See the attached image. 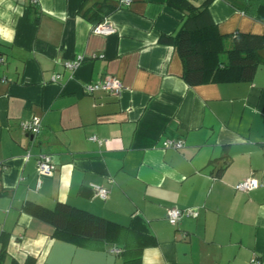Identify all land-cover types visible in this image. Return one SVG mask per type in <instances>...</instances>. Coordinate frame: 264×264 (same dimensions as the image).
Here are the masks:
<instances>
[{
	"label": "crops",
	"instance_id": "1",
	"mask_svg": "<svg viewBox=\"0 0 264 264\" xmlns=\"http://www.w3.org/2000/svg\"><path fill=\"white\" fill-rule=\"evenodd\" d=\"M121 1L0 0L3 264L27 256L34 264H123L110 249L124 236L56 233L21 209L27 200L65 202L147 234L153 243L140 264H248L253 256L264 264V63L250 81L188 85L176 49L160 39L177 31L184 12L167 0ZM208 10L220 34L264 32V2L252 15L227 0H211ZM103 22L110 33L92 31ZM107 76L121 81L117 93L85 91ZM32 116L42 122L35 136L20 126ZM164 139L184 145L163 148ZM40 153L51 156L49 175L38 173ZM249 175L261 185L234 189ZM170 207L197 215L171 224Z\"/></svg>",
	"mask_w": 264,
	"mask_h": 264
},
{
	"label": "trees",
	"instance_id": "2",
	"mask_svg": "<svg viewBox=\"0 0 264 264\" xmlns=\"http://www.w3.org/2000/svg\"><path fill=\"white\" fill-rule=\"evenodd\" d=\"M195 6L191 0H167L184 12L176 32L162 34L160 39L173 46L183 65V78L188 85L228 80L250 81L264 58L258 50L264 48V32L254 34L236 31L220 34L216 28L208 4ZM235 9L252 15L264 0H227ZM220 167L217 171L219 174ZM21 209L28 214L52 225L56 233L87 240L104 241L110 232L124 236L121 254L123 264H140L142 249L152 244L147 234L135 233L129 227L109 221L89 211L58 201L47 208L33 201H25ZM134 232V236L133 235ZM132 237V239H131ZM6 256L5 246L0 248V264ZM35 258L27 256L22 264H34ZM10 264H21L12 260Z\"/></svg>",
	"mask_w": 264,
	"mask_h": 264
},
{
	"label": "built area",
	"instance_id": "3",
	"mask_svg": "<svg viewBox=\"0 0 264 264\" xmlns=\"http://www.w3.org/2000/svg\"><path fill=\"white\" fill-rule=\"evenodd\" d=\"M36 1V0H32ZM122 3H126L127 1L122 0ZM112 30L111 26L107 22L98 23L96 25H93L92 31L95 33L107 35ZM2 59H0L1 61ZM81 58L79 57L77 60L74 61H67L65 63V67L68 69H73L77 67V65L80 63ZM55 77H59V75H55ZM122 88V83L120 80H118L115 77L107 76L101 80L88 83L85 86V91L88 93H91L93 91L102 89L109 92L117 93ZM20 126L23 131L26 133L35 136L41 132L42 128V122L41 118L39 116H32L28 119H25L21 121ZM90 139L97 140L96 136H91ZM162 147L163 148H181L183 147L184 143L180 139H164L162 141ZM36 167L38 170V173L40 175H49L51 174L54 165L51 161V156L48 153H40L37 156L36 159ZM261 184L259 180L254 177L253 175H249L239 181H237L234 185V189L238 191H244L247 192L249 190L255 189L259 187ZM93 188L97 195L105 198L108 195L109 190L105 187L99 186V185H93ZM197 211L196 209H193L192 207H186V208H177V207H170L167 209V219L171 224H176L178 220L182 216H196ZM111 252L118 254L121 252V248L114 246L110 249ZM248 264H261V261L253 256Z\"/></svg>",
	"mask_w": 264,
	"mask_h": 264
},
{
	"label": "water",
	"instance_id": "4",
	"mask_svg": "<svg viewBox=\"0 0 264 264\" xmlns=\"http://www.w3.org/2000/svg\"><path fill=\"white\" fill-rule=\"evenodd\" d=\"M258 54H259L262 58H264V48L258 50Z\"/></svg>",
	"mask_w": 264,
	"mask_h": 264
}]
</instances>
